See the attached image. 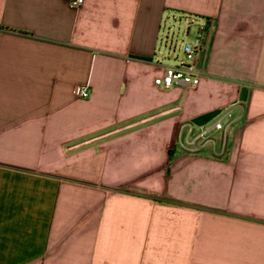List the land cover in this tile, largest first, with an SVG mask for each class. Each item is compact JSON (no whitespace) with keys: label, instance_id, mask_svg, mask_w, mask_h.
<instances>
[{"label":"crops","instance_id":"1","mask_svg":"<svg viewBox=\"0 0 264 264\" xmlns=\"http://www.w3.org/2000/svg\"><path fill=\"white\" fill-rule=\"evenodd\" d=\"M238 100L224 154L180 146ZM0 264H264V0H0Z\"/></svg>","mask_w":264,"mask_h":264},{"label":"built area","instance_id":"2","mask_svg":"<svg viewBox=\"0 0 264 264\" xmlns=\"http://www.w3.org/2000/svg\"><path fill=\"white\" fill-rule=\"evenodd\" d=\"M81 3L82 0H70V5L74 8L79 7ZM195 25L196 31L181 45L180 55L171 56L173 61L165 63L162 73L154 77L155 85L167 89L179 84L187 88L199 82L195 62L202 45L207 22H196ZM186 35H189V27ZM72 93L77 97L85 98L89 94L88 87L87 85H74ZM244 109V101L238 100L219 109L209 122L199 125L186 123L184 125L185 138L180 142V146L189 151H198L205 146H210L215 154H224L227 149L229 129L243 115Z\"/></svg>","mask_w":264,"mask_h":264},{"label":"rangeland","instance_id":"3","mask_svg":"<svg viewBox=\"0 0 264 264\" xmlns=\"http://www.w3.org/2000/svg\"><path fill=\"white\" fill-rule=\"evenodd\" d=\"M185 18H177L174 19H167L165 22V27L163 29V37L166 38L167 36V47L170 45V41H172V47L170 50L162 47V50L165 52L163 53V57L167 62H172L173 60L169 57L171 54L173 46L175 47V51L178 55H180V48L181 45L184 43L185 40L189 39V36L196 31V25L194 21L189 23ZM189 27V35H186V30ZM166 49V50H165ZM168 53V54H167Z\"/></svg>","mask_w":264,"mask_h":264},{"label":"trees","instance_id":"4","mask_svg":"<svg viewBox=\"0 0 264 264\" xmlns=\"http://www.w3.org/2000/svg\"><path fill=\"white\" fill-rule=\"evenodd\" d=\"M243 96V95H242ZM244 97V96H243Z\"/></svg>","mask_w":264,"mask_h":264}]
</instances>
